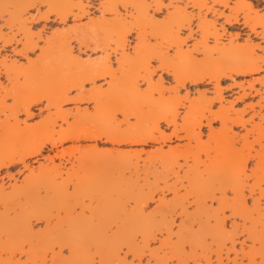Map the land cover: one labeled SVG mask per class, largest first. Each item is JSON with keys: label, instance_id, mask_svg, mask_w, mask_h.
I'll return each mask as SVG.
<instances>
[{"label": "bare ground", "instance_id": "6f19581e", "mask_svg": "<svg viewBox=\"0 0 264 264\" xmlns=\"http://www.w3.org/2000/svg\"><path fill=\"white\" fill-rule=\"evenodd\" d=\"M35 1L0 0V18L10 31L3 32L0 25L1 46H10L11 52L27 61L25 65L15 59L7 62L6 56L0 58V138L8 134L17 137L12 146L0 142V174L6 169L10 177L7 170L16 165L17 172L27 170L19 184L15 180L8 185L9 190L0 184V234H5L0 240V264H123L122 249L138 260L144 256L155 259L154 264H168L172 258L186 264L195 257V241L204 247L208 244L200 254L205 264H211L213 255L217 262L237 264L239 254L254 264L243 246L250 239L253 245L264 248V125L260 123L264 121V74L241 81L234 76L263 71L264 13L259 14L258 7L264 0H237L232 6L229 0H168L170 10L164 0H85L87 6L112 17L99 15L98 20L90 17L86 23L55 29L42 46L38 43L40 33L31 31L24 17ZM41 1L48 6L39 13L44 19L52 15L65 23L69 17L79 19L87 14L80 0ZM162 5L166 11L161 20L149 14L152 8L162 11ZM215 5L229 10L225 13ZM187 6L196 11H187ZM127 7L130 9L122 14L120 8ZM209 13L243 31L244 42L234 44L230 38L228 45L220 43L215 21L206 18ZM182 30L187 31L183 36ZM133 31L139 43L131 46L126 37ZM195 34L199 40L183 49ZM71 41L83 48L99 49L102 54L85 63L73 55ZM128 46L133 54L126 51ZM35 49H39L36 58H29L28 53ZM117 53L119 63L113 68L111 54L116 57ZM152 56L160 57L162 66L170 70L163 73L170 75L173 85L165 86L161 75L152 82L148 68ZM2 76L9 84L3 83ZM99 78L106 88L96 83L90 88L83 86L85 81ZM223 78L232 82L222 87ZM45 79L54 83L52 91L46 90ZM139 80L148 87L141 89ZM203 81L211 83L212 89L197 90L195 98H190L187 90L180 95V88L187 83ZM224 91L231 98L225 99ZM10 97L13 102L7 103ZM249 98L241 109L234 108V103ZM67 102L75 105L65 109ZM83 102H92V110L78 105ZM216 102L219 105L213 108ZM44 110L45 117L29 122ZM117 111L124 113L123 121L113 120ZM255 116L259 122L254 121ZM214 122L218 127H213ZM203 126L207 128L205 140ZM236 126L245 128L244 133L235 132ZM169 127L171 131L166 132ZM173 139L185 142L163 150L161 143ZM92 140L132 145L159 142L160 146L145 152L142 169L139 160L143 149L116 154V149H99L95 143L58 148L66 141ZM238 141L240 147L236 148ZM65 153L69 154L68 165L62 161ZM120 159H124L123 167L134 171L125 168L127 176L123 169L114 176L91 168L100 160L119 163ZM250 159L254 164L249 167ZM30 160L37 162L36 168ZM249 177L251 184L247 183ZM245 189L253 206L243 203ZM227 190L237 196L231 205L225 196ZM166 192L172 194L168 199ZM155 195L157 203L148 211L146 206ZM223 207H231L234 217L243 220L231 225L230 233L224 232L220 219ZM175 216L180 220L173 230ZM32 219L41 221L43 227L35 229ZM239 234H247V239L239 243ZM155 240L160 245L151 247ZM185 243L195 244L190 253L184 251Z\"/></svg>", "mask_w": 264, "mask_h": 264}, {"label": "rangeland", "instance_id": "374dc122", "mask_svg": "<svg viewBox=\"0 0 264 264\" xmlns=\"http://www.w3.org/2000/svg\"><path fill=\"white\" fill-rule=\"evenodd\" d=\"M75 1H78V0H75ZM80 1H82L83 2V4H85L86 5V10H87V14L86 15H84V16H82L81 18H79V19H72L71 17H69V19H68V21H66L65 23H63V22H58L57 20H54L53 19V16L52 15H50V18L49 19H44V18H42V17H40V12L41 13H43V12H45V11H47L48 10V6L43 2L42 3V1L40 0V1H35L34 3H33V5L31 6V7H29L28 8V10H26L25 12H24V17H27L28 18V21H27V26H29L30 28H31V31H33L35 34H37V33H40V35H41V38L38 40V43H39V45L40 46H42V45H44V38L48 35H51L50 33H52V32H54L55 31V29H58V30H62V29H66L68 26H70V25H72L73 23H86L87 22V20H89L88 18H90V17H92V18H96L97 20H98V18L99 17H101V16H99V15H103L104 17H107V18H109V17H112V14L111 13H103L102 14V12L99 10L98 11V9H96L94 6H90V5H88L87 6V2L85 1V0H80ZM235 1H237V0H229V5H234L233 3L235 2ZM247 1V0H246ZM86 2V3H85ZM168 3L169 1L168 0H164V3ZM260 2V1H259ZM96 3V2H95ZM166 3V4H167ZM175 4V3H174ZM179 4L180 5H183V3H181V2H179ZM216 6V8L217 9H219V10H223L225 13H227L228 12V8L227 7H222L221 5H219V6H217V5H215ZM188 7V6H187ZM129 7H127V9H123V8H120V11H122L121 13L122 14H124V12H127L129 9H128ZM153 9V8H152ZM152 9H150L149 10V14H151V15H153V17H156L155 19H158V20H161L162 19V15H164L163 13H165V9H163L162 11H159V12H155L154 10H152ZM125 10V11H124ZM187 11H192L193 13L196 11L194 8L192 9V7L190 8V6L187 8ZM258 12H259V14H261V13H264V2L263 1H261V4H260V6L258 7ZM206 18L208 19V20H212V21H215V23H216V27H217V29H218V31H219V33H221V36H220V43L221 42H223V44H226V45H228V43H229V39L230 38H232L233 39V43L234 44H240V43H243L244 42V39H246V37H245V33L243 32V31H240L238 28H236V26L235 25H228V24H226L224 21H223V18L222 17H217V16H213L211 13H209V14H207L206 15ZM3 21V19L1 20V18H0V25H1V29H2V31L3 32H6V33H10V31H9V29H8V27H6V25H3L4 23L2 22ZM3 23V24H2ZM3 26V27H2ZM187 32V31H186ZM186 32L185 31H181V33H180V35L181 36H183V35H185L186 34ZM235 33H239V35L236 37L235 36ZM132 35V33L131 34H129V36L128 37H130ZM195 39H197V40H199V35H197V34H195L194 35V38H192V39H188L187 40V42H186V44H185V46L183 45V49H184V47H185V49L187 48V47H189V48H191L192 47V44L195 42ZM129 40V43H130V45L132 46V42H131V40L130 39H128ZM252 40L254 41V42H256V40L257 39H255L254 37L252 38ZM1 41H0V58H3L2 56H6V59H7V62L8 61H10V60H13V59H15V60H17L19 63H27V61L25 60V58H22L21 56H19V55H15L13 52H11L10 51V49H11V47L10 46H5L4 48H2V46H1ZM192 43V44H191ZM212 44L213 45V42H212V40L210 39L209 40V44ZM71 46H72V53H73V55L74 56H76V57H78L80 60H82L83 62H88L87 60H92V59H95V58H98L99 56H101V51L99 50V49H95V50H91V49H88V48H83L82 46H78L77 45V43H75L74 41H71ZM129 49H131V47L130 46H128L127 47V49H126V51L127 52H129V54H133V51H132V49H131V51H129ZM170 50L171 49H169L168 51L170 52ZM236 51V53H238V50H235ZM240 51V50H239ZM261 50H256V52L258 53V54H261L262 52H260ZM38 52H39V49H35L34 51H32V52H29L28 53V57L29 58H31V59H34V58H36L35 56L38 54ZM131 52V53H130ZM172 53V52H171ZM235 53V52H234ZM235 53V54H236ZM194 56L195 57H197V58H201L202 56H201V54L199 53V54H196V53H194ZM114 57V55H112L111 54V61H112V58ZM26 65V64H25ZM114 68V67H113ZM262 74H264V65H263V71H260V72H258V73H253V74H249V75H239V76H234V78H235V80L236 81H241V80H250L251 79V77H258V76H261ZM161 76H162V81H163V84L165 85V86H167L168 85V83L170 84V85H173L174 83H173V81L171 80V77H170V75H168V74H166V73H161L160 74ZM158 78V76H156L155 77V80ZM22 79V78H21ZM24 79V78H23ZM1 80L3 81V83L4 84H9L7 81H6V79L4 78V76H2L1 77ZM46 80V79H45ZM45 80H43V82H44V84H45V88H46V90H48V91H52L53 89H54V83L52 82V80H50V79H47L46 81ZM106 80V79H105ZM22 81V80H21ZM230 82H232V80L231 79H229V78H223V79H221V86L222 87H224L226 84H228V83H230ZM139 83H140V87L142 86V85H144L145 84V82L144 81H140L139 80ZM97 84H99V85H101V87L102 88H106V86H107V84L105 83V81L102 79V78H99V79H97L96 80V85ZM259 84L258 83H256V86H258ZM260 86V85H259ZM86 88H88V87H86ZM205 88H207V89H209V90H211L212 89V86H211V83H209V82H207V81H203L202 83H197V84H193V83H187V85L185 86V87H183V88H180V95H184V93H185V90H187L188 92H189V97L190 98H195V96L197 97L198 95H197V90L198 91H201V90H203V89H205ZM141 89H142V87H141ZM144 89V88H143ZM73 91L74 90H72V91H70V94L71 95H73ZM210 95L211 94V92H208L207 93V95ZM227 93H226V91H224L223 92V96H224V98L225 99H229V98H231V97H228L227 95H226ZM250 101V98L249 99H244V101H238V102H236V103H234V108L235 109H241L242 108V106L245 104V103H247V102H249ZM252 101H255V99H253ZM225 102V103H224ZM223 103L227 106L228 105V103H227V101H224ZM8 103V102H7ZM91 104V107H89V105ZM75 105V103H73V102H67V103H65L64 105H63V108H65V109H67V108H73V106ZM80 107H83V106H86L87 105V107H88V109L89 110H92V102H83V103H79L78 104ZM216 105H219L218 104V102H216L215 103V105H214V107L213 108H216ZM255 108L256 109H259L257 106H255ZM251 110H248V112L246 113V115H245V117H247L250 113ZM261 111L264 113V108H262L261 109ZM179 112L180 113H183V109L182 108H179ZM249 113V114H248ZM45 117V115H47V112L44 110L42 113H41V115L40 116H37V117H35L34 119H32V120H30L29 122H33V120L34 121H36L37 119L39 120L41 117H43V116ZM257 116H255V118H254V121L256 122V121H258L259 120V118L257 119L256 118ZM130 120H132V118H130ZM181 120H179V122H180ZM259 122V121H258ZM181 123V122H180ZM260 123H262L263 125H264V121L262 122V120L260 121ZM164 126V125H163ZM213 127L214 128H216V127H218V122H214L213 123ZM246 127L248 128V127H250L249 126V124L248 125H246ZM207 130V128L205 127V126H203L202 128H201V132H202V138H203V140H205V138H206V136H205V134H206V131ZM233 130L235 131V132H237V133H240V134H242V133H244V131H245V128L243 129V127L242 128H240L239 126H236V127H234L233 128ZM165 131L166 132H169L168 131V128H166L165 129ZM7 137V138H6ZM221 139V138H220ZM0 142L2 143V144H8V146L9 145H15V141L17 140V137H16V135H10V134H8V136H2L1 138H0ZM185 142V140H176V139H173L172 141H170V142H166V143H161V146H162V149L163 150H166L167 148H168V145H172V146H174V145H176V144H183ZM215 142H218V140H216ZM221 142H222V139H221ZM239 142L240 141H238V144H239ZM17 143V142H16ZM96 144V146H97V148H99V149H104V150H109L110 148L112 149V148H114V149H116L114 152L117 154H119V151H120V153L121 152H126V151H130V152H135V149L136 150H140V149H143V151L142 152H140V160H139V168L140 169H142L143 167H144V164H142V163H144L143 162V159H145L146 158V151H149V150H154V148L155 147H157V146H160L159 145V142H148V143H145V144H135V145H132V144H111V143H108V142H106V141H103V140H97V141H66V142H63L62 143V145H59L58 146V148H63V147H71V146H76V145H83V144ZM220 143V142H219ZM4 144V145H5ZM240 145V144H239ZM167 147V148H166ZM255 148H259L257 145L255 146ZM132 150H134V151H132ZM116 151H118V152H116ZM51 154V153H50ZM69 154L68 153H65V156L63 157V159H62V161L64 162V163H66V165H68V163L66 162V160L69 158V156H68ZM68 156V157H67ZM144 157V158H143ZM65 158V159H64ZM67 158V159H66ZM58 158H56L55 159V163L57 162L58 163ZM118 160V159H117ZM117 160L116 161H112V162H109L108 160H104L105 162L103 163V161L101 162V160L99 161V162H95L94 164H92L91 165V168L92 169H95V171L97 170H99L98 172H104V173H107V172H112V174H115L114 176H116L117 174H116V172H118V171H122V169H123V171L122 172H124L125 174H126V176L128 175V168L131 170L130 172H132V171H134V170H132L133 168H131V167H125V165H124V167L122 166L123 164H122V162L124 161V159H122V162H121V159L119 160V163L117 162ZM251 160V159H250ZM248 161V165H250V166H253V159L251 160V161ZM44 160L43 159H41V161L40 162H43ZM141 162V163H140ZM179 162L181 163L182 162V160L180 159L179 160ZM43 163H45V161L43 162ZM46 163H47V161H46ZM99 163V164H98ZM189 163L191 164V161H189ZM30 164L32 165V167H35L36 168V165H38L37 164V162H31V160H30ZM142 164V165H141ZM152 164V163H151ZM30 165V166H31ZM149 165V163H146V165L145 166H148ZM19 167H20V165H18ZM155 166H157V167H159V164H155ZM17 165L15 166V167H9L8 168V170H7V172L8 173H10L11 175H10V177L9 176H6V174H5V172H6V169H4V170H2V173L0 174V184H3V186H4V188H6L7 190H9L10 189V187L8 188V185L9 184H12V183H14L15 182V180H16V182L19 184L20 183V181H21V179L24 177V175L27 173V170H24L23 172L22 171H20V172H17ZM123 167V168H122ZM150 167V168H149ZM149 169H152V171H153V167L151 168V165H149ZM119 168V169H118ZM125 168H127V170L125 169ZM16 169V170H15ZM107 169V170H106ZM121 169V170H120ZM125 169V170H124ZM148 169V170H149ZM111 170V171H110ZM114 171V172H113ZM149 171H151V170H149ZM26 172V173H25ZM148 172V171H147ZM247 172H248V170H247ZM144 173L143 172H140V175L142 176V178H143V175ZM113 176V175H112ZM140 176V177H141ZM148 177L150 178V181H152V179H153V176L150 174H148ZM141 179V178H140ZM142 180V179H141ZM140 180V181H141ZM117 183V182H116ZM115 183V184H116ZM142 183V182H141ZM181 192H183V190H181ZM112 194H114V192L112 191ZM171 193H165V198H170L171 197ZM157 195H155V199L154 200H152V201H150L149 203H148V205L146 206V209L149 211V210H152V209H154V207H155V205H156V199L158 198V196L156 197ZM255 196H258V194L256 193L255 194ZM250 199V198H249ZM131 204V203H130ZM1 205V204H0ZM154 206V207H153ZM2 206H0V210H2V208H1ZM192 208H193V206H189V208H188V210H191V211H193L192 210ZM255 215V217H256V214H254ZM253 215V216H254ZM179 216H175L174 218H175V222H174V224H173V226H172V228H173V230H175V229H177L176 227H177V225H178V223H176V222H179V220H180V218H178ZM262 217V216H261ZM236 218V223L238 222L239 224H241L242 223V219L239 217H235ZM263 221H264V215H263V217L261 218ZM260 219V221H262ZM31 223H32V225H33V227L35 228V229H37V228H42V227H39V225H41L42 223H41V221H34V219H32V221H31ZM251 223V221H246V225H249ZM43 225V224H42ZM231 225H229V227H230ZM197 227V226H196ZM195 225H194V230H195ZM263 232H264V227H263ZM1 236H0V240H2L3 238L2 237H5L4 235L5 234H0ZM242 236H244V234H239V238H238V240H239V243H240V241L242 240V239H240V237H242ZM173 238H175V237H173ZM4 240V239H3ZM174 240V239H173ZM248 240H245V244H244V246H243V251L244 252H246L247 254H251L252 256V259L254 260V264H256V262H257V260H260V261H264V248H261V247H258L259 245L258 244H255V245H253L252 244V242L251 243H248L247 242ZM158 241L157 240H155V241H151V243H150V245H151V247H157V246H159L160 244H158L157 243ZM196 242H197V244L198 243H201L202 244V242L200 241V242H198V241H195V244H196ZM239 243L237 242V244H236V249L237 250H239V248H240V245H239ZM194 243L193 244H187V243H185L184 244V248H185V245H188V247H189V249H190V251L189 252H187V253H190L192 250V246L193 245H195ZM195 245L196 247V251H194L195 250V248H193V251H194V253L196 252V254L198 253L199 254V257H201V258H197L198 257V255H196L195 254V257L193 256V258H189V257H192V256H188V260L189 261H193V262H195V261H198V259L200 260V259H202L203 257L200 255V254H202L203 255V251H205V247H206V245L208 246V244L206 243V245H205V247L203 246V244L202 245ZM194 247V246H193ZM204 248V249H201V248ZM165 249H167V247L165 248ZM164 251V248H163V250H162V252ZM166 251V250H165ZM65 254H66V250H64L63 251ZM200 252V253H199ZM202 252V253H201ZM160 254H162V253H160ZM169 254V253H168ZM190 255H192V254H190ZM230 257H232V256H234V254L231 252L230 254ZM169 256V255H168ZM214 256V255H213ZM241 257V254H239V256H238V261L240 262V261H242V263H243V261L245 260V259H247L248 260V262H249V259L247 258V257H243L242 259L240 258ZM23 258V259H22ZM144 258V261H145V264L148 262V260H151V261H155V259H149L148 258V256H144L143 257ZM173 259V258H172ZM172 259H169L168 260V262L169 261H171ZM21 260H23L24 261V257H21ZM138 260V259H137ZM188 260H186V261H188ZM204 260V259H203ZM228 262V261H227ZM27 264H31V263H27ZM46 264H51L50 263V261L48 262L47 261V263ZM96 264V263H95ZM228 264H232V261L230 262H228ZM235 264V263H234Z\"/></svg>", "mask_w": 264, "mask_h": 264}, {"label": "snow or ice", "instance_id": "6c2138e0", "mask_svg": "<svg viewBox=\"0 0 264 264\" xmlns=\"http://www.w3.org/2000/svg\"><path fill=\"white\" fill-rule=\"evenodd\" d=\"M167 8L170 10L172 5L171 4H167L166 5ZM163 7L164 5L161 6V9L163 10ZM127 39H130L131 42L133 44H138L139 43V38L136 36L135 34V31H133L132 35L130 37H126ZM153 44H159V41L158 40H153L151 41ZM129 51H131V49H129ZM175 49H171L170 52H169V55H171V52H174ZM119 53H117V56L116 57H113L112 58V66L113 67H116L119 63ZM148 68H149V71H151L152 73V82H155V77L160 75L161 73L163 72H166L168 71L170 73V70L169 69H166L165 67L162 66V60L160 57L158 56H152L148 62ZM143 71V70H141ZM96 83V81H85L84 82V85L83 86H86V87H92L94 84ZM142 89L143 88H147L148 87V84L147 82H145L144 85L141 86ZM73 94H75V90L73 91ZM8 103H12L13 102V98H8L7 101ZM41 107H43V103H41L40 105ZM89 107H91V104L89 105ZM124 113L123 112H120V111H117L114 115H113V120L114 121H123L124 120ZM161 128H163V123H161L160 125ZM168 131H171V127L168 128ZM236 148H239L240 145L237 143L235 145ZM250 167V165H248ZM243 175V174H242ZM247 183L251 184L252 183V178L249 177ZM262 188H264V184L261 185ZM243 197H244V200H243V203H245L247 206H253L254 205V201L251 200V199H248V189H245L244 192L242 193ZM225 196L227 197V201L229 203V205H231L232 201L236 200L237 199V196H236V193L232 190H227L225 192ZM262 206H264V198H262ZM214 207H217V205L215 204V202H213V205ZM220 219L223 221V229H224V232L225 233H230L231 232V229L229 227V225H235L236 223V218L234 217L233 215V209L231 207H223L221 212H220ZM39 227H43V225H39ZM240 239H247V234H244V236L240 237ZM248 243H251V240L248 239L247 241ZM226 244H228L229 242L228 241H225ZM230 246V244H229ZM184 251L185 252H189L190 249L188 247V245H185V248H184ZM120 255L123 259V264H145V261H144V258L141 257L139 260H137L136 256L130 252V251H127L126 249H122L121 252H120ZM55 264V262H54ZM147 264H154L153 261L149 260L147 262ZM168 264H178L177 260L175 258H173L171 261L168 262ZM186 264H205V261L203 259H200L198 261H187ZM211 264H228L227 261H221V262H217L215 256L212 257L211 259ZM237 264H240L239 261H237ZM243 264H249L248 260L245 259L243 261ZM256 264H264V261H260V260H257Z\"/></svg>", "mask_w": 264, "mask_h": 264}]
</instances>
